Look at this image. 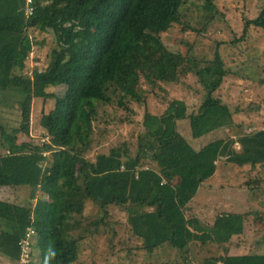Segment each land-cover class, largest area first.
Instances as JSON below:
<instances>
[{
    "label": "trees",
    "instance_id": "1",
    "mask_svg": "<svg viewBox=\"0 0 264 264\" xmlns=\"http://www.w3.org/2000/svg\"><path fill=\"white\" fill-rule=\"evenodd\" d=\"M262 1L237 33L219 0H32L30 16L27 0H0V109L18 96L20 111L11 131L0 114V189L23 190L27 202L0 200V255L18 264L30 228L40 264H76L97 238L109 255L130 259L163 247L186 256L194 244L235 245L244 234L243 215L205 209L208 217L193 201L220 160L233 168L264 166V128L250 129L264 113V99L234 106L215 95L234 75L221 48L240 51L252 29L264 33ZM174 27L215 46L198 52L182 40L185 52L170 51L161 35ZM221 27L226 41L213 38ZM49 30L55 46L48 64L27 75L38 44L30 33ZM186 75L198 86L193 106L172 99L162 111L149 110L157 90ZM56 87L60 94L48 92ZM35 99H52L54 107L39 121L47 140L32 143ZM132 103L145 107L142 131L111 142L116 130L133 123ZM180 121L189 122L194 140L221 129L227 135L196 150L180 134ZM242 187L259 193L264 182L249 174ZM87 203L96 214H81ZM195 264H264V253L229 252Z\"/></svg>",
    "mask_w": 264,
    "mask_h": 264
},
{
    "label": "rangeland",
    "instance_id": "2",
    "mask_svg": "<svg viewBox=\"0 0 264 264\" xmlns=\"http://www.w3.org/2000/svg\"><path fill=\"white\" fill-rule=\"evenodd\" d=\"M219 3L221 8L227 13V19L230 21L234 31L241 33L243 18H255L262 7L263 1L219 0ZM214 31L216 33L213 34L215 40L226 41L229 38L228 31L223 27ZM250 34L248 44L243 49L240 48V51L230 52L227 47L221 48V53L225 58L226 64L234 72V75L224 81L215 95L234 106H244L252 101L258 102L264 99V86H258V81L264 77V33L260 30L252 29ZM30 36L38 44L34 46L33 52L26 62L25 71L27 75L31 74L34 70L46 68L48 54L51 48L55 46L54 35L50 30L46 34L31 32ZM161 37L165 46L173 52L186 51L187 44L181 43L182 40L188 44L193 43L198 52H209L215 46L214 40L207 42V40L202 39L199 42H195L191 34H182L177 27L162 34ZM196 89H198V86L194 78L186 75L179 83L163 85L160 91H156L157 97L152 96L148 100L147 106L153 112L162 111L172 99L183 100L188 105L193 106L196 103L194 96ZM62 90V87H56L48 89V92L60 94ZM162 97H164V101ZM18 98V96L16 98L9 97L0 109L2 122L6 125L8 131L16 129L20 123V111L16 103ZM131 106L135 111V116L132 117L133 123L131 125H124L119 130H116L111 142H115L118 139L127 140L129 135H137L142 131L141 121L145 107L136 103H132ZM53 107L54 100L52 99L45 103L40 99L34 100L29 135V140L32 143H37L46 138L44 131L39 125V121L41 115L50 112ZM254 120H256V124L250 129L264 128V113L262 116L255 115ZM177 125L180 134L196 150H199L217 138H224L227 135V132L221 129L194 140L190 134L188 121H180ZM250 169L249 167L233 168L225 164L223 160H220L217 163V171L214 177L205 182L195 195L193 201L199 208V211L208 217H210V214L206 212L208 209L212 213L215 212V214L234 212L244 215V234L235 240V245L194 244L186 256L163 247L152 256L148 257L138 253L130 259L126 255H109L104 239L97 238L90 241L81 249L80 258L76 264H195L204 257H224L229 252L239 255L252 252L264 253V191L250 193L245 190L246 188H240L247 181L249 174L259 177L264 182V166H258L254 170ZM25 195L24 191L20 189H0V200L12 203L26 205ZM34 204L35 201L33 202ZM79 211H82L81 214L84 216L96 214V209L90 203H87L83 210L80 209ZM113 213L116 218L123 217L117 210H114ZM33 238L31 241L32 244L34 243L33 250H31L33 255L31 261L35 264H40L41 255L35 247ZM0 264L13 263L0 255Z\"/></svg>",
    "mask_w": 264,
    "mask_h": 264
},
{
    "label": "built area",
    "instance_id": "3",
    "mask_svg": "<svg viewBox=\"0 0 264 264\" xmlns=\"http://www.w3.org/2000/svg\"><path fill=\"white\" fill-rule=\"evenodd\" d=\"M32 0H27L26 4H27V8H26V14L28 16H30L33 12V7H32ZM27 74V73H26ZM30 76L32 75L29 74ZM47 140V137L42 140L43 142ZM235 147L238 149L239 145L236 143ZM35 232L33 229H28L27 234L24 238V240L22 241V245H21V250H22V255H21V260L18 264H27L30 262L31 260V248H32V238L34 237Z\"/></svg>",
    "mask_w": 264,
    "mask_h": 264
},
{
    "label": "crops",
    "instance_id": "4",
    "mask_svg": "<svg viewBox=\"0 0 264 264\" xmlns=\"http://www.w3.org/2000/svg\"><path fill=\"white\" fill-rule=\"evenodd\" d=\"M214 177V176H213ZM243 217H244V215H243Z\"/></svg>",
    "mask_w": 264,
    "mask_h": 264
}]
</instances>
